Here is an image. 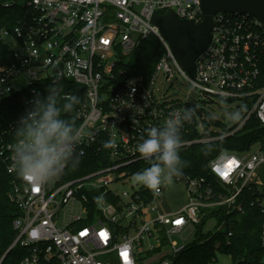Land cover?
I'll list each match as a JSON object with an SVG mask.
<instances>
[{"label": "built area", "instance_id": "1", "mask_svg": "<svg viewBox=\"0 0 264 264\" xmlns=\"http://www.w3.org/2000/svg\"><path fill=\"white\" fill-rule=\"evenodd\" d=\"M21 2L23 17L0 30V42L9 50L0 57V111L7 101L23 98L27 117L48 84L73 85L84 95L72 118L80 136L65 162L70 166L77 157H95L102 167L75 178H68L66 167L55 180L35 183L15 168L14 149L23 138L0 149V167L11 178L9 199L17 210L12 221L16 237L9 248H19L15 264H193L187 256L195 244L178 248L171 237L194 229L200 241L204 223L214 218L220 227L210 240L223 235L219 252L227 254L229 219L243 215L248 206L262 217L260 253L232 257L233 263L264 264V137L221 151L208 164L207 176L174 178L187 194L177 213L161 209L165 185L158 191L142 185L131 192L115 190L150 167L138 145L151 127L164 125L173 113L192 110L191 119L181 124L179 149L234 136L251 118L264 130V26L246 15L218 13L192 79L177 64L152 17L171 11L179 20L199 24L201 0ZM151 38L157 40L160 56L150 76H128L124 67L130 55ZM176 73L191 82L203 101L247 102L246 115L225 135L188 139L198 126L197 116L203 125L209 120L189 100L168 102L158 94L156 80L163 76L170 81ZM213 258L207 264H214Z\"/></svg>", "mask_w": 264, "mask_h": 264}, {"label": "trees", "instance_id": "2", "mask_svg": "<svg viewBox=\"0 0 264 264\" xmlns=\"http://www.w3.org/2000/svg\"><path fill=\"white\" fill-rule=\"evenodd\" d=\"M24 12L25 9H23L21 0H0V30L14 26L17 21L23 17ZM8 52L7 45L0 42V57H4ZM159 56L160 49L157 40L151 38L142 41L138 49L130 55L124 70L128 76L148 78ZM50 85H58L62 89L57 100L58 106L62 107L65 103L70 102L73 96L78 98L79 102L74 104L71 110L64 109L61 113L62 118L73 123L72 118L84 97L82 91L70 84L50 83L40 94V99L47 96V89ZM67 95L71 98L66 99L65 97ZM22 99L23 98H17L14 101L9 100L3 104V108L0 111V149L9 142L23 138L19 133V129L29 110L23 106ZM216 136L214 135L211 138ZM199 137L200 136L193 128L188 139L197 140ZM263 137L264 130L251 118L243 129L234 136L224 137L206 144L195 142L188 148L178 149L181 158L187 162L182 168V175L179 177L198 178L207 176L208 164L221 151L224 149L232 150L235 145L249 146L261 141ZM79 161L78 167L71 168L77 164V160L73 161L70 167H68V178L84 176L102 167V165L97 162L99 160L96 161L95 157L79 159ZM10 182L11 178L6 171L0 167V260L9 250L16 237L12 221L17 215V210L9 199ZM261 221L262 217L257 209L249 206L246 207L242 224L232 227V237L229 239L230 246L223 250L234 259L257 256L260 253L259 234ZM219 239L224 241L223 235H220ZM212 240L204 241L200 244L196 243L188 252L187 260L193 264H207L212 257H214L212 253ZM18 253L19 248H15L6 256L4 264H15L16 261L14 259L17 258Z\"/></svg>", "mask_w": 264, "mask_h": 264}, {"label": "clouds", "instance_id": "3", "mask_svg": "<svg viewBox=\"0 0 264 264\" xmlns=\"http://www.w3.org/2000/svg\"><path fill=\"white\" fill-rule=\"evenodd\" d=\"M61 90L58 85H50L47 96L36 100L19 129L23 139L14 149L15 168L20 177L30 176L35 183L53 181L70 167L65 161L74 155V146L80 136L75 124L61 115L64 109L71 110L79 102L78 98L73 96L70 102L58 106ZM191 117V109L173 113L164 125L147 131L137 150L150 167L133 174L135 183L158 191L161 185L172 183L174 178L182 175L187 162L178 151L182 141L180 129L182 122ZM79 163L77 157V164L71 168L78 167Z\"/></svg>", "mask_w": 264, "mask_h": 264}, {"label": "rangeland", "instance_id": "4", "mask_svg": "<svg viewBox=\"0 0 264 264\" xmlns=\"http://www.w3.org/2000/svg\"><path fill=\"white\" fill-rule=\"evenodd\" d=\"M170 66L176 70L173 64L170 63ZM155 85L158 89V94L165 97L166 101L171 102L174 100L177 102H185L186 100H189L192 108L205 114L209 123L203 125L197 116L198 126L196 127V132L200 137L206 139L211 138L214 135H225L228 130L235 128L246 115L248 109L247 102L241 100L223 101L214 99L203 101L198 90L193 87L191 82L183 78L179 73H176L174 78L170 81H166L163 76H160L156 80ZM164 185L165 191L161 195L163 202L161 209L172 213L179 212L187 202V194L184 186L181 183L175 182ZM138 186H140V184L135 183L133 179H131L116 186L115 190L120 194L123 191L131 192ZM204 213L208 215L207 212ZM242 221L243 215L239 214L231 217L229 219V224L232 225V227L235 225L240 226ZM219 227L220 223L216 219H208L201 229L203 237L200 241L204 242L213 238L214 235L218 233ZM220 234H222V231H220ZM198 241L199 232L194 229H187L181 236L177 235L171 237V242L176 244L178 248H189L198 243ZM211 243L213 244L212 253L214 254V264H234L230 254H222L219 252L220 243L218 237L214 238ZM148 264H152V261Z\"/></svg>", "mask_w": 264, "mask_h": 264}, {"label": "water", "instance_id": "5", "mask_svg": "<svg viewBox=\"0 0 264 264\" xmlns=\"http://www.w3.org/2000/svg\"><path fill=\"white\" fill-rule=\"evenodd\" d=\"M200 10L203 20L199 24L179 20L171 11L152 17V24L168 43L177 64L192 79L196 75L197 58L210 45L214 17L218 13L246 15L264 26V0H201ZM9 252L5 253L1 262Z\"/></svg>", "mask_w": 264, "mask_h": 264}]
</instances>
